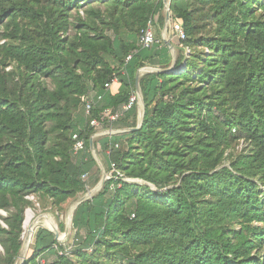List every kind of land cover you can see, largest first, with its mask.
<instances>
[{"label":"trees","instance_id":"obj_1","mask_svg":"<svg viewBox=\"0 0 264 264\" xmlns=\"http://www.w3.org/2000/svg\"><path fill=\"white\" fill-rule=\"evenodd\" d=\"M164 9V0H0V210L9 213L0 264L21 256L28 197L62 205L87 193L96 130L76 118L83 101L102 96L100 119L128 102L141 69L171 68L166 44L138 46L150 21L163 30ZM170 11L186 35L174 71L140 78L139 130L98 143L104 153L119 145L108 171L115 163L134 182L106 181L76 209L71 257L40 228L25 264L58 251L54 264H264V0H170ZM131 117L134 129L137 108L121 121ZM78 131L87 151L76 160ZM241 142L248 151L234 156Z\"/></svg>","mask_w":264,"mask_h":264},{"label":"rangeland","instance_id":"obj_2","mask_svg":"<svg viewBox=\"0 0 264 264\" xmlns=\"http://www.w3.org/2000/svg\"><path fill=\"white\" fill-rule=\"evenodd\" d=\"M168 1H170V0H168ZM74 14H76V12H74ZM81 14H82V16H84V11H81ZM164 16L166 18L165 9H164ZM168 28L170 31L167 35V40L174 46V49L170 50V54L172 57V65H171V67H172L176 63V59L178 57V49L177 48H179V47L176 48V46H178L179 44H178V40L175 38V36H173V34H171L170 24H169ZM163 30H164V28H163ZM163 30H161L158 26L156 27V34H157L158 40L160 41V46L165 44V42L162 41V31ZM112 34H113L112 32H109V35L112 36ZM3 43H4V41H0V45H2ZM145 69H154V68L148 66ZM10 70H11V68H10ZM143 115H144V108H143V105L141 104V101H140V104L137 107V125H139L140 122L142 121ZM81 116H84L83 105L81 106L79 111L76 113V118L81 117ZM133 121H134V117H131L127 123H126V121H120L119 123H117L114 126V130H116V131L128 130L130 128L127 127V124L128 123L131 124ZM102 138H104V137H99V138H96L94 140V145L95 144L97 145V148L95 150L96 154L91 152V156H92L93 160L96 162V165L92 164L91 170H90L91 172L89 174V178L86 181V184L88 185V191L84 196L89 194L92 198L94 196H96L102 190L101 189L100 191H98V187L100 186V184L103 180L104 173L108 171L107 162H106V159L104 156L106 154L104 153L102 148H99V144H98ZM243 151H248V145L241 142L236 147V149L234 150L233 155L237 156V155L241 154ZM79 158H77L76 160H78ZM224 167H227L230 169V160L229 159L224 163ZM84 196H82V197H84ZM29 198H30L29 200L32 202L33 205L31 208H28L25 212V220H24V224H23V234H22L23 248H22L21 256L17 260L16 264H22L23 258L25 261L32 258L34 250H35V239H36L37 231L40 228L46 229L48 231L51 230L49 228H46L47 226H45L47 219H49L54 225H57L56 227L58 230L57 232L59 233V237H58V239H56V237H55V239L59 243V245L62 246L64 252H66V255L70 256V252L78 246L76 231L73 230V220H71V218H72L73 207L78 202V200L80 198L78 200H70L67 203L62 204V205H54V204H52L51 200H44L38 195L30 196ZM29 211L34 214V219L32 220V222H31L32 224L30 227V228H33L34 231L32 234L31 243L28 246V248H26L25 244H26V237H27L28 233H27V230H25V222H26V215ZM0 216L8 217L9 213L6 211L0 210ZM0 223L2 224L3 227H5V228L7 227L2 220H0ZM61 226H64L65 229L61 230ZM60 234L62 236H60ZM3 254H4V249L0 245V255H3ZM61 255H62V253L60 251H58V255L55 253H48V254H45L44 256L41 257L40 262L42 264L43 263L54 264L57 261V257L61 256Z\"/></svg>","mask_w":264,"mask_h":264},{"label":"built area","instance_id":"obj_3","mask_svg":"<svg viewBox=\"0 0 264 264\" xmlns=\"http://www.w3.org/2000/svg\"><path fill=\"white\" fill-rule=\"evenodd\" d=\"M170 29H171V34H173V36H175L177 40L183 41L186 39V35L181 22L173 21L171 18ZM169 31L170 30L168 28L166 39ZM162 41L164 42L163 31H162ZM156 45H160V41L156 36V31L153 21H150L147 28L141 33L139 37L138 46L141 49H150ZM189 52H190L189 50H186L187 54H189ZM129 59L130 58H128V60ZM116 83H118V80L115 78L113 80V83L106 85L105 87L106 90L110 91L112 86ZM101 100H102V96H99L97 101L91 98L83 101L84 116L88 120L89 126L96 130V133L92 136L91 141L94 142V140L99 137L105 138V137H112V136L129 133L130 129L116 131L114 130V126L118 122H120L123 118H125L127 114H129L132 110H134L139 106L140 98L138 94L136 92L132 93L128 102L118 109H113V108L105 109L101 113V118L96 119L93 117V111L96 109L97 102H100ZM105 122L107 124H105ZM73 142H74L73 151H72L73 157L79 158L82 154H84L87 151L86 141L81 137L80 131L74 133ZM118 148H119L118 144H116L115 146L110 145V148L105 152L106 156H109L112 153L113 149H118ZM91 152L94 153L93 150H91ZM109 167H110L109 171H107V181L123 180L126 182H134L132 180L125 178L124 175L117 170V166L115 163H111ZM88 178H89V174H85L83 175L82 180L86 182ZM110 190L112 191L115 190L114 184L111 185ZM28 199L30 198L28 197ZM90 199H92L91 196Z\"/></svg>","mask_w":264,"mask_h":264},{"label":"water","instance_id":"obj_4","mask_svg":"<svg viewBox=\"0 0 264 264\" xmlns=\"http://www.w3.org/2000/svg\"><path fill=\"white\" fill-rule=\"evenodd\" d=\"M164 3H165V10H166V22H165V27H164V30H163L164 42L169 47L170 50H173L174 49V46L166 39V34H167L168 26H169L170 21H171L170 1L164 0ZM173 71H174V65L170 69H168V70H161V69H155V68L154 69H145L144 68V69H141L138 72L137 78H136V93L138 94V96L140 98V101H141V104L143 105L144 115H145V107H144L143 95H142L141 88H140V78L143 75H146V74H151V73H170V72H173ZM144 115H143V119L140 122V124L136 128L130 129V132L139 130L141 128V126L143 124V121H144ZM91 150H93L94 151V154H96L95 153V150L96 149H95V146H94V142L93 141H91ZM106 181H107V172L104 173L103 180H102L100 186L98 187V191H100L104 187ZM87 200H90V195L89 194H87L86 196H84V197H82V198H80L78 200V202L73 207V210H72V218L74 216V213H75L76 209L82 203H84ZM72 218H71V220H73ZM33 231H34L33 228H30V232H31L30 235L33 234ZM50 232H52L55 235L56 239H58V237H59V233L58 232H54L53 230H50ZM24 261L25 260L23 258V263L22 264H25Z\"/></svg>","mask_w":264,"mask_h":264},{"label":"bare ground","instance_id":"obj_5","mask_svg":"<svg viewBox=\"0 0 264 264\" xmlns=\"http://www.w3.org/2000/svg\"><path fill=\"white\" fill-rule=\"evenodd\" d=\"M72 209V208H71ZM70 212V211H69ZM34 219V214L32 212H28L27 215H26V222H25V230H27V237H26V248H28V246L30 245L31 243V239H32V235L31 232H30V227H31V222L32 220ZM47 219V218H46ZM37 223V222H36ZM42 224V223H41ZM38 225V224H37ZM44 225V224H43ZM47 226L46 228H49L51 230H53L54 232H57V225H54L49 219L46 220V225ZM44 227V226H43ZM60 236H62L60 234ZM27 256V255H26ZM20 261V260H19Z\"/></svg>","mask_w":264,"mask_h":264},{"label":"crops","instance_id":"obj_6","mask_svg":"<svg viewBox=\"0 0 264 264\" xmlns=\"http://www.w3.org/2000/svg\"><path fill=\"white\" fill-rule=\"evenodd\" d=\"M119 88H120V85H119V83H116V84H114L113 86H112V88H111V92L113 93V94H116V93H118V90H119ZM119 123V122H118ZM99 148H102L100 145H99ZM106 154V153H105ZM105 156V159L107 160V156L106 155H104Z\"/></svg>","mask_w":264,"mask_h":264}]
</instances>
